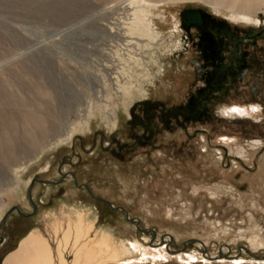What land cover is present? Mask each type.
<instances>
[{
  "label": "rangeland",
  "instance_id": "1",
  "mask_svg": "<svg viewBox=\"0 0 264 264\" xmlns=\"http://www.w3.org/2000/svg\"><path fill=\"white\" fill-rule=\"evenodd\" d=\"M190 4L258 33L245 44L242 75L208 87L201 69L211 62L197 57L182 35L180 13ZM1 8L0 125L9 120L20 133L23 124L10 120L29 111L47 115L63 133L75 130L15 171L25 153L36 152L34 140L20 134L25 139H17L15 152L0 148V220L14 204L33 211L35 176L57 180L32 186L38 204L32 214H9L0 229V264L32 231L48 239L52 264H264V11L243 15L205 0L154 1L150 18L162 45L122 48L100 24L109 15L100 17L95 6L73 5L48 18ZM190 97L198 102L190 118L182 113V123L172 118L167 127L169 114L154 109L152 141L134 137L147 132L132 118L134 106L147 120V98L187 110ZM233 105L248 111L227 113ZM59 165L118 207L69 177L60 182ZM155 244L162 256L151 254Z\"/></svg>",
  "mask_w": 264,
  "mask_h": 264
},
{
  "label": "bare ground",
  "instance_id": "2",
  "mask_svg": "<svg viewBox=\"0 0 264 264\" xmlns=\"http://www.w3.org/2000/svg\"><path fill=\"white\" fill-rule=\"evenodd\" d=\"M154 1L161 0H102L101 3H99L98 0H0V7H2L1 9H3L6 13L14 16H39L40 18H48L61 16L68 9H71L73 5H78L80 7L95 6L97 15H99L100 17L109 15L110 18L107 19V23L100 22V24L105 28V30L109 31L113 37H116L120 40L119 44H121L122 48L132 46L135 48H139V46L143 44L147 46L157 45V47H160L162 45V41H157L159 39H157V34L153 31V24L150 18V13L152 10V6L154 5ZM205 1L214 5L224 6L233 12H237L243 15H253L257 14L259 11H264V0ZM14 16L12 17L15 18ZM22 19L24 20V18ZM4 23L6 24L7 22H3V24ZM13 23L9 22L8 24L12 25ZM0 24L2 23L0 22ZM44 93L50 95L51 91L46 89L44 90ZM233 109H235V111H233ZM247 109L248 108L246 106L233 105L232 107L226 109V112L236 114L237 111L243 113ZM22 118H12L13 120H10V123L15 122V124L19 123L20 125L21 122L23 124L22 128H24L23 131H20V133L18 131V128L11 127V124H8L9 120L5 123V125H0V148H10L12 152H15V144H17L18 140L21 141L23 137H28L31 139V142L34 140L32 143L34 144V148L37 149H35L36 154L32 151L27 153L24 152V161L18 163L17 167L13 169L14 171L19 168H23L24 166L28 165V162L30 163L31 160L37 158V156L39 155L38 153L46 148V146H50L54 143L69 138L75 130V127L67 126L68 131L65 133L61 132L59 129H57L58 125L55 128L53 127L52 122H50V119L47 115H36L33 112L28 111L24 113V116ZM4 122L5 120L3 117L1 123ZM20 134H23V137H20L21 139H18ZM261 170L263 172L264 167ZM33 183H35V181H33ZM10 184H13V182L11 181L7 185L9 186ZM77 230L79 233L82 229L81 227H78ZM258 239L259 236L254 235V237H252V243L257 244ZM129 244L131 245V247L133 246L135 248H139L137 241L129 240ZM126 246L127 249L130 250V247L127 244ZM156 247H158L156 244L155 246L151 247V254L153 255V257L162 256L163 254L159 253ZM161 248L164 247L162 246ZM147 253L148 252L146 251L143 253L142 259H144L145 257L148 258ZM240 258H236V260H240L239 262H241L243 259ZM157 260L155 259V261ZM52 261V246L49 243L48 239L40 233L32 231L27 236L22 238L20 244L15 250L8 253L3 264H52Z\"/></svg>",
  "mask_w": 264,
  "mask_h": 264
},
{
  "label": "flooded vegetation",
  "instance_id": "3",
  "mask_svg": "<svg viewBox=\"0 0 264 264\" xmlns=\"http://www.w3.org/2000/svg\"><path fill=\"white\" fill-rule=\"evenodd\" d=\"M180 14L182 29L186 32L182 35L184 39L186 38L188 40L187 45L189 46L191 44L196 47V53L198 54L197 57L203 56L211 62L210 67H207L205 70L201 69L206 81L209 82L208 87L210 89L214 86V83L211 82L212 80L216 81V83L221 86L224 79L228 76H234L236 72L242 75L245 72L246 68L241 69L243 60L245 59V54L247 53L245 44L251 41V39L255 40V37L258 35L257 32H251V30L242 28L238 25H231L227 18L218 17L209 8L199 4H190L185 6ZM194 60L196 61V58H194ZM245 66H247V64H245ZM192 98L193 97H190V103H192H189L190 109L187 108V110L183 107L180 108L179 106H174L172 109L167 110L163 107L161 101L147 98L144 100V104L142 105L143 110L146 113L147 120H144L143 116L137 114V110L134 106L131 111L132 118H134V120H139L142 124H146L144 125V128L147 131L143 134L137 133L134 137L136 139H141L143 143H150L152 141V128L150 126L152 119L155 117L153 112L154 109L156 110L158 108H162L163 112L169 114L165 122V126L167 127H171L170 124L172 122V118L175 119L176 122L182 123L180 119L182 113L186 114V116L190 118V114L195 112L198 105V102L194 101V98ZM186 111L189 112L187 113ZM113 140V143L122 144L123 146L127 145L126 141L119 142V139L116 137H114ZM111 150L115 154L123 156V153L119 148L113 146L111 147ZM59 170L61 171V176L59 177L60 182L65 181L69 177L68 179L72 180L78 188L85 189L87 193L96 196L102 202H105V200L100 198L101 195L94 192L90 182H80L78 174L75 170L66 169L64 171L62 165H59ZM34 178L35 183L37 181L44 182L39 179L41 178L39 176H35ZM35 183H31L32 186H34L33 184ZM86 183L89 184L90 188L86 185Z\"/></svg>",
  "mask_w": 264,
  "mask_h": 264
},
{
  "label": "water",
  "instance_id": "4",
  "mask_svg": "<svg viewBox=\"0 0 264 264\" xmlns=\"http://www.w3.org/2000/svg\"><path fill=\"white\" fill-rule=\"evenodd\" d=\"M34 179H35V178H34ZM34 179H32V182H31V183H33ZM39 179H40V180H43V181H45V182H55V181H57V180L44 179V178H39ZM86 185L90 188V186H89L88 183H86ZM31 188H32V184H31V186H30V188H29V191H30V199H31V201H32V203H33V205H34V211H35L36 208H37V205H38V204H37V202L34 200V197H33V195H32V190H31ZM100 198H102L103 200H106V201L110 202V204H111L113 207H118V206L115 205L112 201H110V200H108V199H106V198H103V197H100ZM122 208H123V207H122ZM14 209H17L21 214H24V215H29V214H32V213L34 212V211H26V210H23L19 204H14V205L11 206V207L5 212V214L2 216V218H1V220H0V229H1L2 226L6 223L7 218H8V215H9ZM124 210H125L127 216H128L129 218H131L130 215H129L128 210H126L125 208H124ZM3 239H4V237H3V235L0 233V242H1Z\"/></svg>",
  "mask_w": 264,
  "mask_h": 264
},
{
  "label": "snow or ice",
  "instance_id": "5",
  "mask_svg": "<svg viewBox=\"0 0 264 264\" xmlns=\"http://www.w3.org/2000/svg\"><path fill=\"white\" fill-rule=\"evenodd\" d=\"M233 111H235V109H233Z\"/></svg>",
  "mask_w": 264,
  "mask_h": 264
}]
</instances>
